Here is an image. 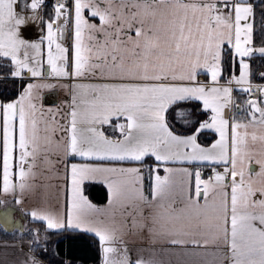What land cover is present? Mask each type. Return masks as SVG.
I'll list each match as a JSON object with an SVG mask.
<instances>
[{
  "label": "snow or ice",
  "instance_id": "snow-or-ice-1",
  "mask_svg": "<svg viewBox=\"0 0 264 264\" xmlns=\"http://www.w3.org/2000/svg\"><path fill=\"white\" fill-rule=\"evenodd\" d=\"M259 9L257 24L253 0H0V203L28 224L0 264H76L74 233L97 264H162L174 228L243 187L234 151L264 155Z\"/></svg>",
  "mask_w": 264,
  "mask_h": 264
},
{
  "label": "crops",
  "instance_id": "crops-1",
  "mask_svg": "<svg viewBox=\"0 0 264 264\" xmlns=\"http://www.w3.org/2000/svg\"><path fill=\"white\" fill-rule=\"evenodd\" d=\"M244 8L243 4L237 6L238 17ZM252 155L250 152L249 156ZM233 156L236 170L244 173L246 177L244 186L238 184L233 192L225 197L216 213L201 217L191 229L185 230L179 226L174 228L169 238L182 243L157 245L158 260L162 261V264H264V204L251 199V193L264 191V178L247 177L249 163H259L264 170V155L249 160L234 151ZM205 186L210 187L207 182ZM89 196L98 205L107 203V199L104 202H96L90 193ZM11 202L9 199L7 203H0V206L16 207L14 203L9 205ZM22 219L26 225L27 221L23 217ZM242 228H246L253 235V239L244 244L240 240ZM19 232L20 230H14L11 237L0 238V245L5 242L12 243ZM104 251L107 252L108 249ZM3 253L4 249L0 247V255ZM145 256L148 259L153 258L151 253H145Z\"/></svg>",
  "mask_w": 264,
  "mask_h": 264
},
{
  "label": "trees",
  "instance_id": "trees-1",
  "mask_svg": "<svg viewBox=\"0 0 264 264\" xmlns=\"http://www.w3.org/2000/svg\"><path fill=\"white\" fill-rule=\"evenodd\" d=\"M254 3L257 4V24L259 23V4L264 3V0H253ZM90 195L96 202H104L107 199L106 189L101 185H95L91 187L89 190ZM11 202L9 205H12ZM1 208V206H0ZM28 224L26 223V228ZM32 227H37V225H32ZM0 228H3L0 225ZM21 231V230H20ZM12 232H8L7 234L0 232V238H8L11 237ZM74 235H78L82 237L81 240L73 242L72 246L69 247L67 243L64 245V256H72L77 258L76 264H97L96 259L94 257H98V245L93 237L85 233H74Z\"/></svg>",
  "mask_w": 264,
  "mask_h": 264
},
{
  "label": "water",
  "instance_id": "water-1",
  "mask_svg": "<svg viewBox=\"0 0 264 264\" xmlns=\"http://www.w3.org/2000/svg\"><path fill=\"white\" fill-rule=\"evenodd\" d=\"M0 225L2 227L7 225L8 232H12L14 230L22 231L24 229L22 216L19 215L16 211V207L14 206H8L0 209Z\"/></svg>",
  "mask_w": 264,
  "mask_h": 264
},
{
  "label": "rangeland",
  "instance_id": "rangeland-1",
  "mask_svg": "<svg viewBox=\"0 0 264 264\" xmlns=\"http://www.w3.org/2000/svg\"><path fill=\"white\" fill-rule=\"evenodd\" d=\"M6 9H7V11H8L9 13H11L12 11H14L13 9L10 8V6H7V5H6Z\"/></svg>",
  "mask_w": 264,
  "mask_h": 264
}]
</instances>
